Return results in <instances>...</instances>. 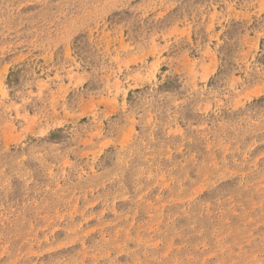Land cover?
Masks as SVG:
<instances>
[{"label":"rangeland","instance_id":"obj_1","mask_svg":"<svg viewBox=\"0 0 264 264\" xmlns=\"http://www.w3.org/2000/svg\"><path fill=\"white\" fill-rule=\"evenodd\" d=\"M0 264H264V0H0Z\"/></svg>","mask_w":264,"mask_h":264}]
</instances>
